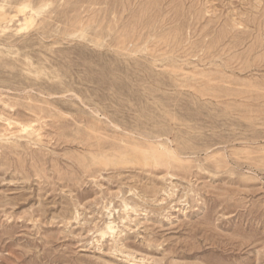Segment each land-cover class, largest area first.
<instances>
[{"label":"rangeland","instance_id":"1","mask_svg":"<svg viewBox=\"0 0 264 264\" xmlns=\"http://www.w3.org/2000/svg\"><path fill=\"white\" fill-rule=\"evenodd\" d=\"M0 264H264V0H0Z\"/></svg>","mask_w":264,"mask_h":264},{"label":"bare ground","instance_id":"2","mask_svg":"<svg viewBox=\"0 0 264 264\" xmlns=\"http://www.w3.org/2000/svg\"><path fill=\"white\" fill-rule=\"evenodd\" d=\"M107 230H108V232H113V230H114V225L111 223V222H108V224L106 225V227H105ZM105 232V231H104ZM107 232V231H106Z\"/></svg>","mask_w":264,"mask_h":264}]
</instances>
